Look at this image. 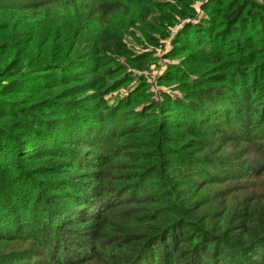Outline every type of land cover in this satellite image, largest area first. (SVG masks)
Here are the masks:
<instances>
[{
	"label": "trees",
	"instance_id": "16d2710c",
	"mask_svg": "<svg viewBox=\"0 0 264 264\" xmlns=\"http://www.w3.org/2000/svg\"><path fill=\"white\" fill-rule=\"evenodd\" d=\"M115 6L103 4V14L108 15ZM240 8L224 15L227 23L242 20ZM149 16L147 12L146 18ZM21 25L19 12L0 3V100L2 95L19 96L15 90L18 87H2V83L13 80L18 85L47 72L59 75L63 69L62 64L48 59L30 68L34 60L22 57L30 44L22 43L16 34ZM193 27L190 23L189 30ZM104 33L110 34L107 27ZM251 66L242 69V77L235 79L243 82L245 78L248 84H237L222 94L208 92L219 98L216 102L200 105L191 96L188 102L197 111L193 115L173 99L170 103L168 94V106L171 104L178 115L170 110L169 116L153 119L145 111L147 121L137 119L133 123L135 134L145 140L141 152L114 143L110 135L116 128L108 123L112 118L109 111L86 110L79 117L77 129L87 138L81 146L64 143L68 139L63 138L59 127L42 123L29 127L30 133L18 139L13 148L6 147L2 137L10 135V129L0 127V176L17 184L16 190L0 195V242L22 240L33 244L45 264H264V149L257 154L264 148V135L253 131L264 123V71ZM248 86L250 91L244 93ZM233 96L240 100L235 102ZM220 104H224L223 110L216 109ZM2 105L16 108L0 101ZM170 120L188 122L189 134L198 144H185V149L167 153L172 142L167 133ZM229 128L232 136L227 135ZM219 132L225 134L227 143L249 149L235 155L240 161L222 162L221 156L211 157L209 161L215 166L208 169L196 153L209 135ZM102 143L106 148L94 151L95 145ZM23 144L31 145L30 149L21 151ZM115 158L124 163L135 158L153 159L160 166L177 158L189 162L192 182L196 176L206 177L205 170L216 175L219 182L236 184L227 192L231 194L229 205L222 204V210L212 213V207L203 203L176 201L165 173L158 176L163 182L159 189H142L151 171L138 163H128V170L122 163L110 164ZM199 164L204 169H197ZM38 168L63 172V181L37 185L34 170ZM5 186L0 183V188ZM243 190L251 193L246 196ZM149 207L155 208L154 213ZM22 253L0 257V264H24L20 260L26 253Z\"/></svg>",
	"mask_w": 264,
	"mask_h": 264
},
{
	"label": "rangeland",
	"instance_id": "374dc122",
	"mask_svg": "<svg viewBox=\"0 0 264 264\" xmlns=\"http://www.w3.org/2000/svg\"><path fill=\"white\" fill-rule=\"evenodd\" d=\"M0 3L19 12L22 25L16 34L22 43L30 44L22 55L26 60H34L30 68L42 64L44 59L63 65L59 75L47 72L26 78L18 85L13 80L2 83V87H18L15 90L19 92L17 98L2 95L0 100L16 106L0 107V127L10 129V135L2 137L6 147L13 148L18 139L30 133L29 127L42 123L59 127L63 138L68 139L64 143L81 146L87 138L80 134L83 130L77 129V121L89 110L109 111L112 118L108 123L116 128L110 135L114 143L141 152L145 140L135 134L133 123L137 119L147 121L144 116L147 110L149 118L169 116L171 104L168 106L167 94L170 103L173 99L182 110L193 115L197 111L188 102L192 97L200 105L214 103L219 98L211 97L210 90L222 94L237 84H248L245 78L243 82L235 80L242 77V69L256 65L264 71V0H0ZM106 3L116 5L108 15L103 14L102 5ZM240 6L242 20L227 23L224 15ZM147 12L151 16L146 18ZM190 23L194 26L191 30ZM105 27L109 35L104 33ZM39 85L44 86L36 90ZM31 88L32 92H27ZM249 91L248 86L244 93ZM233 98L235 102L240 100L238 96ZM223 105L216 109L223 110ZM171 112L178 115L177 111ZM188 128H191L188 122L169 121L167 133L172 142L167 153L173 154L176 148L183 150L185 144L190 147L198 144ZM253 131L264 135V123ZM227 135L232 136L231 128ZM224 136L223 132L211 134L199 146L196 155L199 161L202 159L203 167H214L209 159L216 156H221L222 162L240 161L235 155L241 156L249 149L227 143ZM30 147L23 144L21 151ZM104 148L103 143L96 144L94 151ZM263 149L257 154L261 155ZM185 159L192 162L187 156ZM126 161L115 158L110 164L122 163L127 169L131 162L149 169L151 174L142 188L145 190L159 189L163 182L158 176L165 173L168 189L176 201L203 203L204 207H212V213L222 210V204L229 205L231 194L227 192L236 184L219 182L216 175L205 170L206 177L196 176L192 182L189 162L177 158L162 166L153 159ZM203 167L199 164L197 169ZM34 172L37 185L42 187L57 183L55 179H61L58 183L63 181V172L56 174L54 170L41 168ZM0 183H6L5 188H0V195L17 189L15 182L3 176ZM242 193L247 196L251 192ZM149 208L154 213L155 208ZM38 249L22 240L3 241L0 257L23 252L20 255L26 256L20 261L24 264H45Z\"/></svg>",
	"mask_w": 264,
	"mask_h": 264
}]
</instances>
